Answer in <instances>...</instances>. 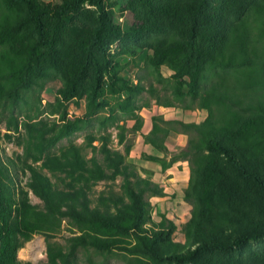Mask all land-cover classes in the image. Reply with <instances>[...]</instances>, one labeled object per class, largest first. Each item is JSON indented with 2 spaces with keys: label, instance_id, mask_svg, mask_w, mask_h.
Listing matches in <instances>:
<instances>
[{
  "label": "trees",
  "instance_id": "obj_1",
  "mask_svg": "<svg viewBox=\"0 0 264 264\" xmlns=\"http://www.w3.org/2000/svg\"><path fill=\"white\" fill-rule=\"evenodd\" d=\"M125 8L133 20L124 30L105 0H0V139L22 147L27 178L17 184L15 162L0 155V264H29L17 250L36 233L47 264H72L78 248L133 264H264V246L250 247L264 240V0H128ZM114 43L145 48L147 66L172 71L174 99L206 111L200 122L177 121L187 141L170 160L189 169L183 243L172 221H152L144 193L162 189L125 162L127 150L93 135L89 157L75 144L52 150L107 105L106 93L125 91L116 106L134 110L145 89L117 74ZM55 77V99L21 112L23 93ZM81 99L84 116L70 119L66 103ZM166 136L154 125L145 138L163 151ZM118 176L120 193H93ZM63 220L73 233L65 246L48 241Z\"/></svg>",
  "mask_w": 264,
  "mask_h": 264
},
{
  "label": "rangeland",
  "instance_id": "obj_2",
  "mask_svg": "<svg viewBox=\"0 0 264 264\" xmlns=\"http://www.w3.org/2000/svg\"><path fill=\"white\" fill-rule=\"evenodd\" d=\"M60 1L38 0L41 5L48 3L54 5ZM127 1L105 0L106 7L112 13L114 22L124 30L129 27L133 20L131 12L125 8ZM108 51L112 54L111 60L116 66L117 74L128 79L130 84H139L145 89L134 97V110L123 112L116 106V103L127 96L125 91L117 94L106 93L99 101L104 99L107 105L94 109L87 117H83V127L59 140L52 150L55 151L68 144H75L81 147L85 156L89 157L92 153L91 147L87 144V135L108 138V145L123 154L127 150L125 162L138 175L149 179L162 189L163 194L160 196H152L150 192L144 193V198L149 203L148 209L152 221L156 223L162 219L172 221L175 225L172 238L176 242L183 243L184 236L181 230L190 216L191 209L184 197L189 169L186 161L178 160L172 163L170 160L175 153H178L185 146L187 141V134L182 131L177 121L200 122L206 116V111L200 109L195 101H191L187 97L181 100L174 99L171 93L172 71L166 66H161L158 71L147 66L145 58L148 51L145 48L135 47L132 44L122 47L120 44L114 43L110 45ZM42 83V88L32 87L23 93V100L19 102V106L22 108L21 112L30 108L35 110L39 104L43 108L47 102L55 99L56 90L61 82L55 77L48 81L42 80ZM66 111L67 117L70 119L84 116L86 112L85 101L83 99L68 101ZM41 117L50 120L53 116H47L44 113ZM154 125L167 130L164 141L166 150H158L145 138ZM0 131L4 132V120L0 122ZM120 134L122 136L121 142L119 141ZM92 144L98 147V140H94ZM95 153L98 159H101V155L98 152ZM21 154L22 147L20 145L0 139V155L15 162V170L18 173L16 183L23 185L27 178L19 171L22 164L18 157ZM121 182V176L114 180L100 181L95 185L93 193L98 195L101 190L106 192L110 188L120 193ZM29 199L31 203L42 206L41 201L32 193H29ZM72 234L68 230L67 222L63 220L56 235L48 241L65 246L67 238ZM263 246L264 240L250 244L252 248ZM17 258L24 263L47 264L44 237L41 234H33L17 250ZM92 263L133 264L119 255L103 260L102 255L91 249L78 248L72 259V264Z\"/></svg>",
  "mask_w": 264,
  "mask_h": 264
}]
</instances>
